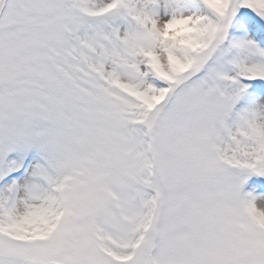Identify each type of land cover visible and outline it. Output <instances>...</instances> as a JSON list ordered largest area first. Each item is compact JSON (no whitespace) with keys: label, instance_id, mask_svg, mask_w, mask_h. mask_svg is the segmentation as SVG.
<instances>
[{"label":"snow or ice","instance_id":"obj_1","mask_svg":"<svg viewBox=\"0 0 264 264\" xmlns=\"http://www.w3.org/2000/svg\"><path fill=\"white\" fill-rule=\"evenodd\" d=\"M0 264H264V0H0Z\"/></svg>","mask_w":264,"mask_h":264}]
</instances>
